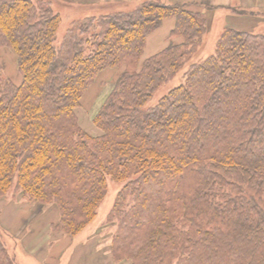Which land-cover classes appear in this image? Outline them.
Here are the masks:
<instances>
[{
    "label": "trees",
    "instance_id": "1",
    "mask_svg": "<svg viewBox=\"0 0 264 264\" xmlns=\"http://www.w3.org/2000/svg\"><path fill=\"white\" fill-rule=\"evenodd\" d=\"M58 1L0 0V50L14 51L22 77L0 74V196L15 187L56 205L51 231L74 238L112 179L124 183L108 217L113 264H264V34L227 27L214 53L192 62L210 31L204 11L142 0L79 17L58 39L67 6ZM169 17L184 42L140 68ZM122 65L92 135L77 110L96 78ZM5 231L0 264H17Z\"/></svg>",
    "mask_w": 264,
    "mask_h": 264
},
{
    "label": "rangeland",
    "instance_id": "2",
    "mask_svg": "<svg viewBox=\"0 0 264 264\" xmlns=\"http://www.w3.org/2000/svg\"><path fill=\"white\" fill-rule=\"evenodd\" d=\"M58 1V0H56ZM66 2L63 11V22L58 32V39H61L67 26L79 18L103 12L125 11L138 5L142 0H63ZM166 4L180 3L188 9L204 11L210 19V31L204 37V43L195 54L193 61L203 60L214 53L216 43L227 27H235L238 18L249 20L245 30L254 33L264 34L262 15L259 13H241L242 0L230 1L228 7H223L226 1L221 2L218 8L209 7L207 10L199 8V4L186 3L184 0H161ZM181 1V2H180ZM264 3V0H254ZM60 2V1H58ZM84 2V3H83ZM61 7L65 6L59 4ZM57 6V5H56ZM198 6V7H197ZM234 8V9H232ZM97 12V13H98ZM260 20L258 24H252L251 19ZM169 19L162 21L160 27L150 34L139 67L144 62L161 52L172 43L181 44L184 38L181 36L172 37L171 33L175 27L167 24ZM259 25L257 28L256 26ZM262 25V26H261ZM237 29L240 27L236 24ZM168 28V30L164 29ZM164 29L165 31H162ZM160 32V33H159ZM11 53L7 56L5 51L0 56V67L2 79L12 77L18 83L21 81L17 67V57L13 50L5 48ZM191 64V62L189 63ZM189 66V65H188ZM125 65L115 69H107L102 72L90 86L82 99L81 107L77 110V117L80 126L92 135H101L102 131L93 123V116L99 109L101 100L109 93L112 84L125 72ZM8 71V74H6ZM183 71L167 84L163 85L153 96L148 106H154L172 88L180 85L183 80ZM21 75V74H20ZM22 78V77H21ZM124 183H118L112 179L108 180V191L106 198L100 206L95 221L89 225L78 236L71 238L51 231V225L57 222L59 212L56 205L42 206L32 202L28 197L12 189L8 194L0 196V225L7 231V242L17 264H113L110 257L112 237L117 229L115 223L109 222V214L113 209L116 197ZM5 231V232H6Z\"/></svg>",
    "mask_w": 264,
    "mask_h": 264
},
{
    "label": "crops",
    "instance_id": "3",
    "mask_svg": "<svg viewBox=\"0 0 264 264\" xmlns=\"http://www.w3.org/2000/svg\"><path fill=\"white\" fill-rule=\"evenodd\" d=\"M184 1H186V3H193L194 2L196 4H199V6H200L199 8H203L204 7V9H208L209 7L218 8L219 6H221V2L222 1L223 2L226 1V3L223 4V7H228L226 5L230 4V1H227V0H184ZM242 1H243V3L240 6V10L242 9V10H244L246 12H252V13L256 12V13L261 14L262 15V17H261L262 18V24H264V3H260V1L257 2V1H254V0H242ZM232 9H234V8H232ZM190 10L199 11V10H194V9H190ZM261 18H257V20L256 19H251L252 20V24H254V25L258 24L257 22L260 21L258 19H261ZM248 22H249V20H246L244 18H238L237 21H236V24L240 27V29H237L235 23L233 24L235 27H231V28L237 29V30L246 31L245 30L246 26H249V25H246V23H248ZM167 24L169 25L168 27H170L171 25L174 26V24H175L174 19H169ZM258 26L259 25H257L256 27L260 28ZM164 29L168 30V28H164ZM164 29H162V31H165ZM3 49H5V48H3ZM4 51H5L7 56H10V57L12 56L9 51L2 50V49L0 50V56L2 55V53H4ZM6 74H8V71H6ZM18 75L20 77V80L22 81L21 75L19 73H18ZM7 78L10 79L15 84H20L21 83V81L18 83L15 79H12V77H7Z\"/></svg>",
    "mask_w": 264,
    "mask_h": 264
}]
</instances>
